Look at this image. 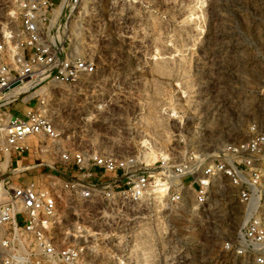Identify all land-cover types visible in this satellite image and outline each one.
I'll list each match as a JSON object with an SVG mask.
<instances>
[{
  "label": "rangeland",
  "instance_id": "374dc122",
  "mask_svg": "<svg viewBox=\"0 0 264 264\" xmlns=\"http://www.w3.org/2000/svg\"><path fill=\"white\" fill-rule=\"evenodd\" d=\"M11 9L0 0V32ZM70 32L94 72L74 85L42 81L27 105L43 97L40 110L74 147L147 164H210L253 132L264 134V0H82ZM7 108L26 110L19 101ZM254 168L264 225V148ZM236 190L214 177L202 207L191 194L173 208L160 189L151 224L123 220L145 207L122 209L117 224H135L129 263L254 264L253 253L230 247L246 218Z\"/></svg>",
  "mask_w": 264,
  "mask_h": 264
},
{
  "label": "built area",
  "instance_id": "2783aa9c",
  "mask_svg": "<svg viewBox=\"0 0 264 264\" xmlns=\"http://www.w3.org/2000/svg\"><path fill=\"white\" fill-rule=\"evenodd\" d=\"M81 1L10 0L11 15L2 25L0 264H130L137 241L131 238L135 224L127 223L151 224L155 210L149 205L157 202L160 189L173 208L183 206L191 194L193 205L202 207L214 177L236 187L246 217L230 247L237 254L250 251L254 264H264L260 186L251 178L258 177L254 166L264 148L263 133L255 131L250 139L217 153L210 164H203V157L147 164L74 147L68 133L57 130L40 110L43 97L36 98L35 107L27 105L36 96L31 90L42 81L74 85L94 72L92 58L77 49L70 32V16ZM15 88L24 91L12 97ZM17 101L26 107L21 116L7 108ZM26 153L33 160L23 164ZM20 175L30 180L24 182ZM129 205L143 206L146 212L123 215L127 223L117 224L118 213Z\"/></svg>",
  "mask_w": 264,
  "mask_h": 264
},
{
  "label": "bare ground",
  "instance_id": "6f19581e",
  "mask_svg": "<svg viewBox=\"0 0 264 264\" xmlns=\"http://www.w3.org/2000/svg\"><path fill=\"white\" fill-rule=\"evenodd\" d=\"M21 91H24V88H21V89L15 88V89L12 91L11 96L14 97V96H16L18 93H20Z\"/></svg>",
  "mask_w": 264,
  "mask_h": 264
},
{
  "label": "crops",
  "instance_id": "0c3cea01",
  "mask_svg": "<svg viewBox=\"0 0 264 264\" xmlns=\"http://www.w3.org/2000/svg\"><path fill=\"white\" fill-rule=\"evenodd\" d=\"M26 154H27V156H25V157H28L27 158L28 162H32L33 159H32V156L30 155V153H26ZM24 155H23V157H24ZM23 157H22V159H23Z\"/></svg>",
  "mask_w": 264,
  "mask_h": 264
}]
</instances>
